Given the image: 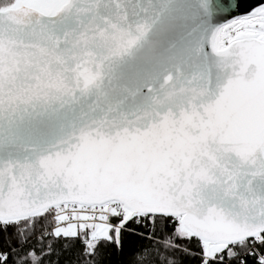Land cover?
Here are the masks:
<instances>
[{"label":"snow or ice","instance_id":"1","mask_svg":"<svg viewBox=\"0 0 264 264\" xmlns=\"http://www.w3.org/2000/svg\"><path fill=\"white\" fill-rule=\"evenodd\" d=\"M0 264H264V0H0Z\"/></svg>","mask_w":264,"mask_h":264},{"label":"water","instance_id":"2","mask_svg":"<svg viewBox=\"0 0 264 264\" xmlns=\"http://www.w3.org/2000/svg\"><path fill=\"white\" fill-rule=\"evenodd\" d=\"M243 6L248 7L249 5L254 6L257 3V0H242Z\"/></svg>","mask_w":264,"mask_h":264}]
</instances>
